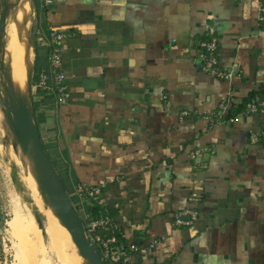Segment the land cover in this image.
<instances>
[{
  "label": "crops",
  "instance_id": "0c3cea01",
  "mask_svg": "<svg viewBox=\"0 0 264 264\" xmlns=\"http://www.w3.org/2000/svg\"><path fill=\"white\" fill-rule=\"evenodd\" d=\"M52 2L37 31L67 36L70 98L59 105L34 87L41 137L68 153L77 184L100 189L125 242L145 249L136 264H264V142L245 106L264 99V0ZM211 30L231 81L197 59ZM28 45L23 95L36 59ZM190 207L198 221L175 227Z\"/></svg>",
  "mask_w": 264,
  "mask_h": 264
},
{
  "label": "rangeland",
  "instance_id": "374dc122",
  "mask_svg": "<svg viewBox=\"0 0 264 264\" xmlns=\"http://www.w3.org/2000/svg\"><path fill=\"white\" fill-rule=\"evenodd\" d=\"M40 4L43 14L44 0H40ZM8 6L11 14L7 20L5 36H0V44L5 43L6 49L8 47V50L12 52L9 55L6 53V62L8 67H12L16 87L21 89L24 74L17 72L19 46L27 32L28 42L30 39L34 50L40 37L37 30L40 27L38 21L41 17L37 16L35 0H8ZM3 62L0 47V104L2 108L4 102L9 100L6 92L9 82L2 71ZM34 62L35 53L33 68ZM19 150L6 117L4 121L0 117V264H23L24 261L26 264H72L73 262L74 264H86L70 234L41 196L40 185L35 178V173L31 175L32 180H29L27 173L21 167L18 168L20 176L23 177L22 181L24 180L32 193L31 197L26 189L27 196L33 201L31 205H28L29 203H26L16 190L11 178V165L15 162L9 157L11 153L17 155ZM20 161L22 162V159ZM16 206L22 212L18 223L14 219ZM34 211L40 214L46 234L39 230L32 215ZM5 241L7 246L4 248ZM22 252H25L26 258L22 257Z\"/></svg>",
  "mask_w": 264,
  "mask_h": 264
},
{
  "label": "built area",
  "instance_id": "2783aa9c",
  "mask_svg": "<svg viewBox=\"0 0 264 264\" xmlns=\"http://www.w3.org/2000/svg\"><path fill=\"white\" fill-rule=\"evenodd\" d=\"M45 7L52 5V0H44ZM259 21L264 23V4L259 7ZM41 43L43 46L50 49L49 53V68L43 69L39 75V82L34 87L36 89L49 90L55 97L59 105H65L70 98V89L67 84V77L63 72V58L62 53L65 49V41L67 36L65 33L58 31L57 29H50L47 36L40 34ZM220 40L217 37L214 30L209 31L205 40L201 41L198 45L197 59L203 65L204 72L216 77L222 81H231L235 78V70H225L222 66L220 55ZM222 109L225 110V106L222 105ZM246 113L261 118V125L259 131V137L264 142V99L255 98L250 102L246 109ZM223 111L218 113L215 117L210 118L214 121L216 117L222 118ZM234 121V120H233ZM232 121V122H233ZM78 193L83 195H89L88 199H93L95 202L102 200L100 189L89 190L86 185H79ZM199 200V193L194 192L190 196L189 202L194 205ZM199 219L198 212L192 207L187 208L181 214H178L175 218V227L189 228L193 226ZM111 227V230L104 232V237L100 231ZM86 229L87 236L89 237L91 244H98L104 254L103 260H115L118 264H136L135 257L139 253H143L145 250L142 246L135 243L122 242L117 233H120L118 225H114L110 217L102 219L100 221L93 222ZM158 242H153L146 250H153L156 248ZM6 241L4 242V248L6 247Z\"/></svg>",
  "mask_w": 264,
  "mask_h": 264
},
{
  "label": "water",
  "instance_id": "95a60500",
  "mask_svg": "<svg viewBox=\"0 0 264 264\" xmlns=\"http://www.w3.org/2000/svg\"><path fill=\"white\" fill-rule=\"evenodd\" d=\"M0 11V36L4 37L7 20L11 14L8 0H1ZM2 45L3 43L0 44L1 49ZM2 68L9 82L4 62ZM29 86L31 88L29 100H26L9 85L6 86L9 100L4 102L3 113L13 131L18 146L24 154L29 155L33 160L36 177L45 203L53 209L63 227L69 232L80 256L86 264H105L100 253L91 244L82 216L74 205L62 178L45 149L33 101L34 68ZM11 178L18 193L26 203H29L28 205H31L33 201L26 194V187L15 163L11 165ZM32 215L38 228L43 231V234H46L45 225L38 211H34Z\"/></svg>",
  "mask_w": 264,
  "mask_h": 264
},
{
  "label": "trees",
  "instance_id": "16d2710c",
  "mask_svg": "<svg viewBox=\"0 0 264 264\" xmlns=\"http://www.w3.org/2000/svg\"><path fill=\"white\" fill-rule=\"evenodd\" d=\"M35 7L37 10V16L41 17V22H42V16H43V18L45 17L46 7H43V8H45V9H43L44 10L43 14L41 13V10H40V8H41L40 0H35ZM42 25H44V24L42 23ZM41 38H42V36L38 38V41H37L38 43L35 44L36 59H35L34 69H35L36 80H39V75L43 69L49 68L48 57H49L50 49L42 45V43L40 41ZM37 93L40 96L46 95V98H48V97L51 98L53 96L49 90L39 89L37 91ZM254 99H255V96L252 95L251 98L249 99V101H247L245 103V106L248 107L250 102ZM36 108L38 110V105H36ZM42 119H43L42 117L37 115V121H38L39 127H40V124L42 122ZM44 145H45V149H46L52 163L54 164L56 170L58 171L60 177L62 178V180L66 186V189L72 198L74 205L76 206L79 213L81 214L84 225L87 228V230H88V226L90 224H92L93 222L100 221L102 219H106L107 217H110L111 220L113 221L114 225L116 224L119 226L120 233H117V237H119V239L122 242H125L124 230L117 223L112 212L109 211L107 209V207L105 206V204L103 203V198H102V200L95 202L93 199H91V200L88 199L89 195H87V194L81 195L78 193V187H79V185H82V184H77L78 181L75 180L77 177L71 171V169L69 167L70 165L68 163L69 162L68 161L69 160L68 153H64V154L61 153L58 145H56V144H54V145L44 144ZM64 159L66 160V163H64ZM87 187L89 190L99 189L97 187H90V186H87ZM107 230H111V227L100 230V231H102L101 234L104 237L107 236V235H104V232H105V234H106V232H108ZM108 237L109 236H107L106 238H108ZM94 248L100 253L102 258L104 259V254H103V251L101 250L100 246H98V244L95 243ZM104 262H105V264H118L115 260L109 261V260L105 259Z\"/></svg>",
  "mask_w": 264,
  "mask_h": 264
},
{
  "label": "bare ground",
  "instance_id": "6f19581e",
  "mask_svg": "<svg viewBox=\"0 0 264 264\" xmlns=\"http://www.w3.org/2000/svg\"><path fill=\"white\" fill-rule=\"evenodd\" d=\"M0 3H1V0H0ZM1 50H2V58H3V61H4V65H5V68H6L7 72H8V78H9V84L8 85L12 89H14L17 93L21 94L26 100H29L30 99V91H31V88L29 86V83H30V79H31V76H32V68H33V61H34V59H33V61H31V76L30 77L28 76V80H27V93L23 95V93L21 92V89H19L18 87H16L15 80H14V75H13V72H12L13 71L12 70V67H8L7 66V63L5 62V52H6V44L5 43H3ZM19 55H20V58H21V61L19 63V68L20 69H25L26 67H28L27 64H28V55H29V45H28V41H27L26 35L23 36V39H22V41L20 43V46H19ZM2 109H3L2 108V105L0 104V117L4 121L5 120V115H4ZM9 158H11L13 160V162L16 163V165H17L18 168L21 167L27 173V179L32 180L31 175H32L33 172L35 173V168H34L33 160L31 159V157L29 155L24 154L23 151L20 148V150H19V152H18L17 155L11 153V157H9ZM20 159H22V162L20 161ZM34 175H35V178L37 180L36 173ZM21 178L23 179L22 176H21ZM22 182H23L24 186L26 187V189L28 190V192L30 193V195L32 197V193L27 188L24 180ZM37 182H38V180H37ZM45 208H46V206H45ZM24 253L25 252H22V257L23 258H26L25 255H24ZM23 264H26V262L24 261ZM72 264H74V262Z\"/></svg>",
  "mask_w": 264,
  "mask_h": 264
}]
</instances>
